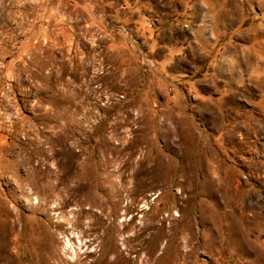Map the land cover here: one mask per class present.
I'll return each instance as SVG.
<instances>
[{"label":"rangeland","instance_id":"rangeland-1","mask_svg":"<svg viewBox=\"0 0 264 264\" xmlns=\"http://www.w3.org/2000/svg\"><path fill=\"white\" fill-rule=\"evenodd\" d=\"M0 264H264V0H0Z\"/></svg>","mask_w":264,"mask_h":264},{"label":"bare ground","instance_id":"bare-ground-1","mask_svg":"<svg viewBox=\"0 0 264 264\" xmlns=\"http://www.w3.org/2000/svg\"><path fill=\"white\" fill-rule=\"evenodd\" d=\"M79 191H81L80 189H79ZM116 194V193H115ZM93 200V199H92ZM99 200V199H98ZM104 201V200H103ZM104 202H107V201H104ZM101 205H102V203H101ZM89 210V212H91V214L92 215H95L94 213H93V210H91L92 209V206L90 207V208H88ZM80 212H83V209H81V210H79V213ZM78 218V217H77ZM70 220V219H69ZM97 221H94L96 224H101V220H102V217H100V216H97V219H96ZM71 222V221H70ZM94 225V224H93Z\"/></svg>","mask_w":264,"mask_h":264}]
</instances>
